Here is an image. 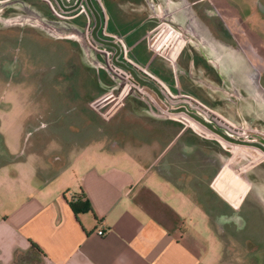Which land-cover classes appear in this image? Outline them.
<instances>
[{"label": "crops", "instance_id": "1", "mask_svg": "<svg viewBox=\"0 0 264 264\" xmlns=\"http://www.w3.org/2000/svg\"><path fill=\"white\" fill-rule=\"evenodd\" d=\"M181 1L189 6L187 14L202 41L205 60L249 91L252 99L245 106L264 117V40L248 38L249 26L264 29V0H252L249 11L243 0L222 5L220 0ZM205 2L213 4L219 16L206 9ZM173 15L181 19L183 13L177 10ZM141 18L123 20L122 32L128 33ZM151 21L139 24L127 40L142 35L153 26ZM232 22L241 32L231 31ZM111 25L114 30L113 21ZM227 31L246 37L245 43L261 56L254 79L243 50L232 45L230 38L223 39ZM140 49L145 54L140 55ZM133 53L143 62L150 56L143 44ZM248 83L250 87H243ZM142 115L145 122L131 124L152 138L142 147L113 135L117 140L103 138L98 152L89 153L87 146L71 141L61 155L42 161L36 152L25 155L18 143L19 126L11 122L0 127V264H18L20 256L32 260L20 264H235L230 258H215L209 246L210 221L222 231L231 215V211L218 214L219 223L217 218L210 219L215 210L210 182L218 168L216 155L223 157L222 149L213 139L180 123ZM104 128L102 124L96 131L109 137ZM80 189L94 215L90 210L76 214L69 205L70 197ZM100 228L103 235L96 233Z\"/></svg>", "mask_w": 264, "mask_h": 264}, {"label": "rangeland", "instance_id": "2", "mask_svg": "<svg viewBox=\"0 0 264 264\" xmlns=\"http://www.w3.org/2000/svg\"><path fill=\"white\" fill-rule=\"evenodd\" d=\"M227 1L231 2L220 0L219 4ZM50 2L55 10L57 5L52 0H0V127L11 122L19 126L22 133L18 143L25 155H34L36 152L41 161L61 155L71 141L87 146L89 153L98 152L103 147V138L108 142L117 140L112 139L113 135H118L128 145L136 143L142 147L150 143L152 138L136 126L131 127V124L145 122L143 117L130 113L124 106L118 107L120 101L117 95L107 101H100L101 90L95 72L83 62L81 47L76 41L55 37L32 22H24L31 13L41 17L45 12L51 13ZM64 2L71 5L75 0ZM205 3L206 9L216 11L219 16L213 4ZM242 4L249 11L253 1L243 0ZM126 6L125 3L117 2L97 4L103 17L101 29L104 32L116 35L124 31L121 17L128 13ZM83 12L84 5L81 4L76 10L63 13L62 18L77 21ZM257 19L258 24H262L263 21L259 17ZM50 20L59 22L56 17ZM111 21L114 22V30L111 29ZM235 23H230L231 31L241 32ZM216 25L219 27L217 29H223L221 24ZM158 30L155 35H151L150 40L160 48L162 43L158 42H161L159 39L163 28L158 27ZM249 30L250 40L257 42V36L264 40V29L260 25L255 29L249 26ZM70 36L82 39L80 35ZM226 37L232 39L235 45L240 42L237 41L238 36L230 32ZM124 43L128 50L130 42L127 38ZM153 47L157 50L156 46ZM153 47L149 49L150 52ZM133 51L124 52V58L131 59L143 76L163 88L169 100H189L187 93L179 87L176 90L169 83L175 80L171 78V71L168 72L164 54L158 56V65L152 56L148 55L147 61L143 62ZM261 53L264 55V51ZM142 54L145 53L140 49ZM130 102L132 99H128L127 103ZM139 114L142 115L141 112ZM102 124L104 130L109 131V137L96 131ZM222 151L223 157L216 155L218 168L210 182L214 195L212 198L215 200V210L210 213V219L217 218L216 223H219L218 214L231 211V215L222 231H218L214 221H210L213 224L210 249L215 258H230L235 264H264V163L245 166V169L240 170L245 162L244 154L239 153L243 158L236 156L229 162ZM243 219L246 220L245 225ZM251 256H255L256 261H252ZM31 261L23 256L17 258L18 264Z\"/></svg>", "mask_w": 264, "mask_h": 264}, {"label": "flooded vegetation", "instance_id": "3", "mask_svg": "<svg viewBox=\"0 0 264 264\" xmlns=\"http://www.w3.org/2000/svg\"><path fill=\"white\" fill-rule=\"evenodd\" d=\"M52 1L56 3V9L53 10L54 7L50 2L48 5L53 13L45 12L43 16L48 19H55L56 17L59 21L77 25L81 30V40L74 37L70 39L76 41L81 47L83 62L95 72L96 82L101 90L99 95L101 102L117 95L118 102L120 101L118 107L124 106L126 110L134 115H139L141 112L152 119L154 117L165 118L167 121L180 123L195 131L190 124L191 122L202 131L221 139L206 137L213 139L217 146L224 150L225 158L229 162H232L236 156L242 157L239 153H243L245 162H243L240 170L245 169V166L264 163V143L259 140H264V117L253 112L249 105L245 106V103L251 102L252 99L249 91H245L238 86L231 75L225 77L216 68L208 64L204 58L206 54L202 50V41L193 29L189 18L184 21L177 20L182 26L173 29L165 23L166 19L152 16L151 4L157 6L159 4L157 0H140L138 2L137 0H127V9L130 10V13L123 20L130 21L132 19L131 21H134L140 15L142 18L140 23L138 22L128 29L129 34L122 32L114 35L101 29L103 17L97 4L102 5L106 0H90L100 17V25L96 35H94L95 16L87 0H80L78 6L72 9L76 10L81 4L84 5V12L78 20H70L71 22L62 17L63 13L72 10L64 11L57 0ZM61 1L63 5L69 6L65 4L64 0ZM172 1L176 5L181 2V0ZM161 4L166 6L164 2ZM149 20L153 21V26L149 25L142 35L135 36L136 39H131L132 41L128 44L129 48L126 50L124 40L130 35V32L139 24H147ZM158 27L163 28V34L159 39L161 42H158L162 43L160 48L150 40L151 35L159 32ZM238 38H241L240 34H238ZM244 38L246 37L242 36L238 45H235V43H232V45L242 49L246 54L254 73L252 74L254 79L256 77L255 72L259 71L256 66L262 63V59L254 47L245 43ZM223 39L227 41V37L224 36ZM104 40L112 43H105ZM140 44L145 46V49L150 56L155 58V61H157L159 55L163 56L164 54L167 69L169 72L171 71V78L175 80L174 83L172 81H169V83L174 85L176 90L180 89L182 92L187 93L189 100L172 102L163 88L143 76L136 69L137 65L131 59L124 58V52L130 53ZM153 45L156 46L157 50ZM152 47L153 49L150 52L149 49ZM132 70L139 77L153 82L167 101L165 102L159 98L152 89L138 83ZM243 87H250L249 83ZM169 89H171V86H169ZM130 98L132 102L127 103L128 99L131 100ZM180 117L186 119L189 123Z\"/></svg>", "mask_w": 264, "mask_h": 264}, {"label": "water", "instance_id": "4", "mask_svg": "<svg viewBox=\"0 0 264 264\" xmlns=\"http://www.w3.org/2000/svg\"><path fill=\"white\" fill-rule=\"evenodd\" d=\"M58 4L60 5V7L64 10V11H69L72 10L74 8H76L80 2V0H77L74 4L69 5V6H65L63 5L61 0H57ZM157 2H159V4L156 5H152V11L153 14L152 16L154 17H158V18H163L166 19L165 23L171 27V28H181L182 24L178 23L177 20L179 21H184L186 18L190 19V23H191V17L188 16V10H189V6L188 4H186V2H180L177 7V5H172L175 6L173 10L171 3L172 0H157ZM164 2L166 6H163L161 3ZM87 3L90 7V9L92 10V12L94 13L95 16V26L93 29V34L96 35V31L100 25V17L99 14L97 13V11L95 10V8L93 7V5L91 4L90 0H87ZM183 13V16L181 19H175V16L173 14L176 13V11ZM24 22H32V24L39 26L41 28H43L45 31H48L49 33H51L53 36L55 37H61V38H73L70 35L75 34V35H80L81 36V30L78 28L77 25L75 24H71V23H67V22H63V21H59V22H52V20L50 19H45V17L36 13H31L28 16V19ZM63 23V24H61ZM192 25V24H191ZM105 43L111 44V41H106L104 40ZM132 73L135 74V80L142 84L147 86L148 88L152 89L153 91L156 92V94L158 95L159 98H161L163 101H167L165 99V97L163 96V94L161 93L160 89L151 81L139 77L133 70ZM172 107V106H170ZM159 116V115H157ZM181 119H183L185 122L189 123V121H187L186 119L180 117ZM191 126L194 128L195 131H197L198 133H200L201 135L205 136V137H211V138H217L219 140H221L218 136L215 135H210L204 131H202L201 129H199L196 125H194L193 123H191ZM261 142L264 143L263 139H259ZM223 143V142H221Z\"/></svg>", "mask_w": 264, "mask_h": 264}, {"label": "trees", "instance_id": "5", "mask_svg": "<svg viewBox=\"0 0 264 264\" xmlns=\"http://www.w3.org/2000/svg\"><path fill=\"white\" fill-rule=\"evenodd\" d=\"M69 205L71 206V208L76 214L79 212L87 211V210L92 211L89 201L86 198L83 199V192L81 189L70 197Z\"/></svg>", "mask_w": 264, "mask_h": 264}, {"label": "built area", "instance_id": "6", "mask_svg": "<svg viewBox=\"0 0 264 264\" xmlns=\"http://www.w3.org/2000/svg\"><path fill=\"white\" fill-rule=\"evenodd\" d=\"M96 233L98 234V235H103L104 233H105V231L103 230V229H97V231H96Z\"/></svg>", "mask_w": 264, "mask_h": 264}]
</instances>
